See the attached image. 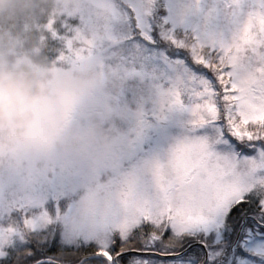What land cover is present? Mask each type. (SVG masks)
<instances>
[{
  "label": "snow or ice",
  "instance_id": "obj_1",
  "mask_svg": "<svg viewBox=\"0 0 264 264\" xmlns=\"http://www.w3.org/2000/svg\"><path fill=\"white\" fill-rule=\"evenodd\" d=\"M44 31L142 158L82 211L0 196V264H264V0H80Z\"/></svg>",
  "mask_w": 264,
  "mask_h": 264
},
{
  "label": "clouds",
  "instance_id": "obj_2",
  "mask_svg": "<svg viewBox=\"0 0 264 264\" xmlns=\"http://www.w3.org/2000/svg\"><path fill=\"white\" fill-rule=\"evenodd\" d=\"M80 0H0V187L53 170L84 178L75 204H98L120 176L126 110L108 102L96 66L47 54L44 27Z\"/></svg>",
  "mask_w": 264,
  "mask_h": 264
},
{
  "label": "rangeland",
  "instance_id": "obj_3",
  "mask_svg": "<svg viewBox=\"0 0 264 264\" xmlns=\"http://www.w3.org/2000/svg\"><path fill=\"white\" fill-rule=\"evenodd\" d=\"M118 128L121 134L125 136L128 132L129 125L121 121ZM141 158L142 154L139 152L122 150L119 154L121 172L134 167ZM83 183L84 178L60 169L39 175L35 180L22 186L17 191L27 189L31 194L38 195L44 200V207L47 210L52 204V201H60L65 205L61 212L69 213L75 210V204ZM12 193L13 191L0 187V196L6 197Z\"/></svg>",
  "mask_w": 264,
  "mask_h": 264
},
{
  "label": "trees",
  "instance_id": "obj_4",
  "mask_svg": "<svg viewBox=\"0 0 264 264\" xmlns=\"http://www.w3.org/2000/svg\"><path fill=\"white\" fill-rule=\"evenodd\" d=\"M60 44L59 43H53L49 42V45L47 47V54L49 55L50 58L56 59V56L59 54V49H60ZM65 207L64 203H61L60 201H52V204L48 207V211L51 213H54L57 209L63 210Z\"/></svg>",
  "mask_w": 264,
  "mask_h": 264
}]
</instances>
